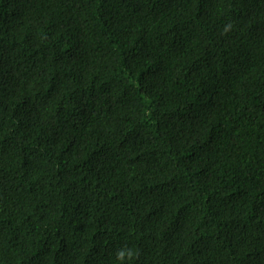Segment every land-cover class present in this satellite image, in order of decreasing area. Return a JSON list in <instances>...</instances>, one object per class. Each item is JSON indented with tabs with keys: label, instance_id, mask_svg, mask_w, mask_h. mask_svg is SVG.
Listing matches in <instances>:
<instances>
[{
	"label": "trees",
	"instance_id": "1",
	"mask_svg": "<svg viewBox=\"0 0 264 264\" xmlns=\"http://www.w3.org/2000/svg\"><path fill=\"white\" fill-rule=\"evenodd\" d=\"M0 264H264V0H0Z\"/></svg>",
	"mask_w": 264,
	"mask_h": 264
},
{
	"label": "clouds",
	"instance_id": "2",
	"mask_svg": "<svg viewBox=\"0 0 264 264\" xmlns=\"http://www.w3.org/2000/svg\"><path fill=\"white\" fill-rule=\"evenodd\" d=\"M119 256H123V253L118 254Z\"/></svg>",
	"mask_w": 264,
	"mask_h": 264
}]
</instances>
